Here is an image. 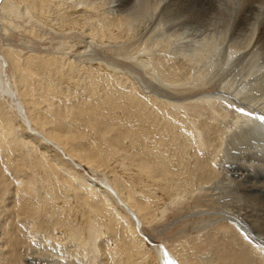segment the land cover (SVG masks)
<instances>
[{
    "label": "bare ground",
    "instance_id": "obj_1",
    "mask_svg": "<svg viewBox=\"0 0 264 264\" xmlns=\"http://www.w3.org/2000/svg\"><path fill=\"white\" fill-rule=\"evenodd\" d=\"M20 5L0 0V33L27 14L44 51L0 43V264L40 257L47 167L91 207V242L104 219L138 264H264V0Z\"/></svg>",
    "mask_w": 264,
    "mask_h": 264
},
{
    "label": "rangeland",
    "instance_id": "obj_2",
    "mask_svg": "<svg viewBox=\"0 0 264 264\" xmlns=\"http://www.w3.org/2000/svg\"><path fill=\"white\" fill-rule=\"evenodd\" d=\"M19 1H21V5H20L21 10L27 13V11L25 10L26 5L30 4L32 0H19ZM28 18L29 16L26 14V15H22L21 19L19 18L17 20L15 19L12 21L14 32H12V36L10 39L6 38V35L4 33L3 34L0 33V43L2 46H6L8 42L10 43L12 42L14 47L22 50L24 53H28L29 48H38L39 51L40 50L44 51L43 47L36 45V42L38 41L36 37L29 31L32 24ZM35 22L36 21H34V23ZM34 26H35L34 29H36L37 33H41L42 30H43L42 33L44 34L48 33L46 28L42 27L41 29L40 25H37V26L34 25ZM6 40L8 42H6ZM46 45H48V41L46 42ZM123 57L119 58L116 55L114 56V54L112 55L110 54L109 58H107L106 60L107 61L109 60L108 62L110 63L120 62L121 68L126 69L129 66V63H127L125 61V58ZM9 79L12 80L10 75H9ZM12 83H13L14 89L17 91V88L15 87L13 81ZM174 97L177 100H180L182 98L181 95H177V94L174 95ZM186 98L187 97L182 98L183 102L187 100ZM233 103L237 105L235 101H233ZM21 104L24 105L22 102ZM229 106L233 107V105L231 104ZM234 107L236 106L234 105ZM258 115H260V113H258ZM0 133L3 134V130H0ZM4 137H5V134H4ZM4 137H3V142L7 143ZM85 139L86 138H84V140ZM17 154H19V152H17ZM15 158L17 159L16 152H15ZM87 171L88 170H86V172ZM102 172L103 171L97 172L96 173L97 175L96 174L95 175L102 179H104L107 176L110 177V175L107 172H104V173ZM39 173H38L39 181L36 179L37 184H35L34 188L36 192L38 191L37 193L39 194V196L37 197L38 200L36 202L37 204L39 203L38 207L40 208L39 213H41V215L39 217L37 216L39 214H37L36 215L37 218L35 217L34 221L36 223L39 222L38 224L40 225V229H39L40 231L38 230L39 232L37 231L34 234V237H32L31 241L33 242V246L36 248L35 250L39 253L38 256L40 255V257H36L38 258L37 262H34L32 264H138L135 258L130 257V255L137 256L138 253L136 251H132L125 244L117 242L115 235H114L116 234L114 227L110 223H107V221L104 219H97L95 221V222H98L101 232H99L98 234V240L95 239V243L91 242V239L89 238L88 230L90 227V222L92 221V216H90V213L84 214L85 212L89 210L88 208H91V207L87 206V204L84 201L80 200L79 199L80 197L78 198L77 196H75V194L72 195L75 192L69 191L67 189V185H66L67 183H65L64 181H61V185H58V184L56 185L55 182L52 180L53 175L50 177V169L48 167L47 169L46 168L40 169ZM44 179H46L48 182L46 183L45 181L42 182ZM14 182H18V180H14ZM47 184L49 187L47 186ZM53 186L58 187V193L52 195L51 192L53 191H51L52 190L51 188ZM137 186H139V184H137ZM13 188H14L13 190L15 194H17V197L20 196L19 191H16L17 186L15 185V183H13ZM43 190L44 192H42ZM48 195L50 198H48ZM64 197L66 198L64 199ZM44 200H45V203H44ZM48 200L51 202V205L50 204L45 205L46 201L47 203L49 202ZM14 206L15 205L13 204L10 205V207H14ZM57 209H59V211ZM57 211H58V214H57ZM93 211H94V214L96 215L95 210ZM171 215L172 213L170 212L167 219H169ZM98 216L99 214L96 215V217ZM40 218L44 219L42 220L43 222L40 221ZM95 219L96 218H94V220ZM176 230L177 229L173 228L172 229L173 232L171 230L167 231V233L164 234V236H167L168 238H172L173 233ZM144 232L148 236L150 235L149 237L153 238L155 243L162 244L167 249V251H169V253L170 252L172 253L169 245L168 244L165 245L162 242V240L158 238L159 234L163 233L164 231L160 233V232H153V231H148L147 229L146 230L144 229ZM42 238L44 242L40 241ZM39 242L42 244L39 245L40 244ZM172 243L177 244V242L175 241H172ZM49 245H50V248H49ZM41 247H42V251H41ZM148 247H151L150 244H148ZM44 249L45 250L47 249V250L43 252ZM44 253L46 254L45 256H44ZM115 256L116 257L119 256V259H116Z\"/></svg>",
    "mask_w": 264,
    "mask_h": 264
},
{
    "label": "snow or ice",
    "instance_id": "obj_3",
    "mask_svg": "<svg viewBox=\"0 0 264 264\" xmlns=\"http://www.w3.org/2000/svg\"><path fill=\"white\" fill-rule=\"evenodd\" d=\"M239 111H243V109H239ZM261 119H264V116H262Z\"/></svg>",
    "mask_w": 264,
    "mask_h": 264
}]
</instances>
